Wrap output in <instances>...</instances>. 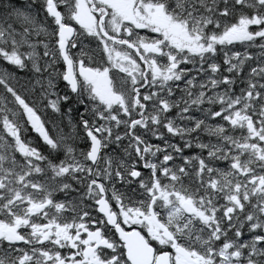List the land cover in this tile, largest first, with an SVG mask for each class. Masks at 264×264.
<instances>
[{"label": "snow or ice", "instance_id": "snow-or-ice-1", "mask_svg": "<svg viewBox=\"0 0 264 264\" xmlns=\"http://www.w3.org/2000/svg\"><path fill=\"white\" fill-rule=\"evenodd\" d=\"M0 65V264H264V0H0Z\"/></svg>", "mask_w": 264, "mask_h": 264}, {"label": "flooded vegetation", "instance_id": "flooded-vegetation-1", "mask_svg": "<svg viewBox=\"0 0 264 264\" xmlns=\"http://www.w3.org/2000/svg\"><path fill=\"white\" fill-rule=\"evenodd\" d=\"M182 86V85H181ZM60 89H61V95L63 94V84L60 85ZM73 108H76L77 106L75 105V103H73ZM80 111H83V108H80ZM178 139V138H177ZM205 140H207L208 138L205 136L204 137ZM152 143H157L158 141L155 140V138H153V140L151 141ZM142 167V165H141Z\"/></svg>", "mask_w": 264, "mask_h": 264}, {"label": "bare ground", "instance_id": "bare-ground-1", "mask_svg": "<svg viewBox=\"0 0 264 264\" xmlns=\"http://www.w3.org/2000/svg\"><path fill=\"white\" fill-rule=\"evenodd\" d=\"M0 67H2V66L0 65Z\"/></svg>", "mask_w": 264, "mask_h": 264}, {"label": "rangeland", "instance_id": "rangeland-1", "mask_svg": "<svg viewBox=\"0 0 264 264\" xmlns=\"http://www.w3.org/2000/svg\"><path fill=\"white\" fill-rule=\"evenodd\" d=\"M2 66V65H1Z\"/></svg>", "mask_w": 264, "mask_h": 264}]
</instances>
